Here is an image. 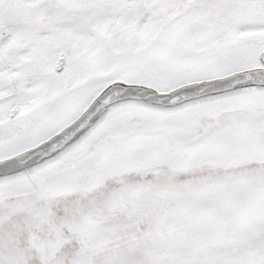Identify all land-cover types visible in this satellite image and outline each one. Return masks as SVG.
I'll list each match as a JSON object with an SVG mask.
<instances>
[{"label": "snow or ice", "instance_id": "6c2138e0", "mask_svg": "<svg viewBox=\"0 0 264 264\" xmlns=\"http://www.w3.org/2000/svg\"><path fill=\"white\" fill-rule=\"evenodd\" d=\"M0 264H264V0H0Z\"/></svg>", "mask_w": 264, "mask_h": 264}]
</instances>
